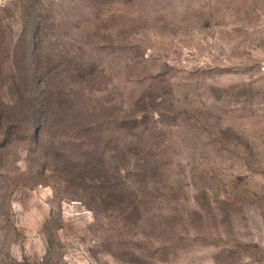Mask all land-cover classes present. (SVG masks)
<instances>
[{"label":"rangeland","instance_id":"374dc122","mask_svg":"<svg viewBox=\"0 0 264 264\" xmlns=\"http://www.w3.org/2000/svg\"><path fill=\"white\" fill-rule=\"evenodd\" d=\"M0 264H264V0H0Z\"/></svg>","mask_w":264,"mask_h":264}]
</instances>
